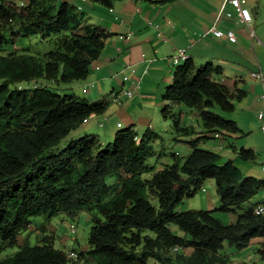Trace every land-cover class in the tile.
I'll use <instances>...</instances> for the list:
<instances>
[{
  "label": "trees",
  "instance_id": "16d2710c",
  "mask_svg": "<svg viewBox=\"0 0 264 264\" xmlns=\"http://www.w3.org/2000/svg\"><path fill=\"white\" fill-rule=\"evenodd\" d=\"M90 1L112 8L120 0ZM20 4L0 0V264H227L225 242L242 251L264 239V216L253 214L252 203L264 180L245 177L234 161L189 142L193 150L185 160L176 155L172 165L155 171L147 149L157 134L140 135L128 127L109 143L95 134L80 135L84 121L104 114L109 102L90 104L76 94L52 91L49 84L87 80L109 35L67 0ZM15 27L23 38L56 35L55 49L42 58L6 50ZM221 75L220 67L191 59L178 67L162 95V113L175 133H194L193 124L175 111L179 106L198 115L201 139L219 134L228 140L241 133L236 122L214 112H233L235 102L246 97ZM234 149L241 160L256 158L250 149ZM207 180L216 183L219 207L176 211ZM81 211L93 217L88 247L74 251L77 257L48 241L34 247L25 242L1 257L19 245L33 218L49 221ZM216 211L235 214V223H223ZM186 249L192 252L187 255Z\"/></svg>",
  "mask_w": 264,
  "mask_h": 264
},
{
  "label": "rangeland",
  "instance_id": "374dc122",
  "mask_svg": "<svg viewBox=\"0 0 264 264\" xmlns=\"http://www.w3.org/2000/svg\"><path fill=\"white\" fill-rule=\"evenodd\" d=\"M9 1V0H7ZM19 5L20 0H15ZM70 8L77 7V0H67ZM164 1V4L168 8L173 9V16L177 14L182 17L185 23L191 21V6H196L198 1L203 0H155ZM221 1V0H219ZM218 1V2H219ZM249 5L251 3L252 10L255 13V30L257 37H260V27H264V0H248ZM81 3V2H80ZM116 3V2H115ZM161 3H158L159 7ZM205 4V3H204ZM96 9L91 11L90 6ZM251 7V6H250ZM87 19L90 23L95 25L108 18L106 7H102L91 1L84 3ZM97 23V24H96ZM56 35H51L48 38L43 39L40 34L31 35L28 38H23V34L19 27H15L8 34V45L4 48L9 51H15L18 54L28 53L34 57H43L46 53L55 49ZM0 49V54H2ZM171 62V58H168ZM206 64V62L204 63ZM203 64V65H204ZM201 65V64H198ZM179 66L170 64V80L164 82L163 85L169 87L173 84V75L177 71ZM131 75V72H127ZM122 83V75L112 76L108 79V82L100 81L97 87L90 89L89 94L81 91L83 81L74 82L71 84H54L50 83L49 87L52 91L60 94H76L83 99L87 100L90 104L98 103L102 100L109 102V107L106 112L102 115L93 116L89 119L88 123H85L79 130L80 135L95 134L98 135L102 142L109 143L115 139V135L128 128L129 124L123 122L119 112L120 109L130 114L135 121L136 131L142 135L144 133L157 134L158 137L152 139L148 144V151L150 156L148 158V164L154 167L155 171H161L166 166L172 165L176 158L185 160L187 156L192 152L193 147L190 146L189 142H194L197 149H203L218 153L222 156L224 161L232 160L242 171L245 177H255L258 179H264V171L262 169V162H260V155L256 161H244L237 157L234 147L237 150L242 148L250 149L246 147L245 138L242 136V101L235 102V109L233 112H222L219 109H214V112L220 115L226 120L236 122L241 130L236 138H233L231 142L232 146L229 145L228 141H218L214 139H201L200 131L203 130L201 121L199 122L196 113H192L190 109L185 106L176 107V112H182L184 121H190L193 124L194 133L191 135L177 134L173 130L172 121L170 118L165 119L162 113L164 103L162 101V95L165 89H156L153 94L155 97L149 99L147 105L144 106L143 97L140 93L135 91L134 97L131 99H123L121 103H113L111 94L112 89L116 88V91H120ZM41 87V84L37 85ZM120 86V88H119ZM128 86V85H127ZM31 87V86H30ZM120 122L122 128L117 127V123ZM248 135V134H247ZM249 136H246V138ZM257 136H253L252 140L257 143ZM236 143V144H235ZM263 161V160H262ZM264 200V191L258 193L253 199L252 203ZM219 207V196L217 193V186L214 180H207L202 188L193 197L185 198L178 206L176 211H199V210H214ZM214 215L219 218L225 224L235 223L237 216L231 212L216 211ZM93 215L87 211H81L75 216H69L67 214H60L51 220H46L42 217H36L32 219V226L29 230L33 229V232H24L23 237L19 238V245L8 249L1 254V257L13 255L20 250L21 246L26 242L29 246L34 247L42 244L45 241L53 243L55 249L62 250L66 253L77 252L88 247V237L92 227ZM44 226V227H43ZM71 228L75 229V233L71 232ZM175 233L179 236H183V233L177 229ZM39 231V232H37ZM260 241V242H259ZM255 244H251L248 248L237 251L234 247H229L228 243L225 242L224 250L222 255H226L227 264H264V239L256 240ZM189 255L192 250L186 249L184 251Z\"/></svg>",
  "mask_w": 264,
  "mask_h": 264
},
{
  "label": "crops",
  "instance_id": "0c3cea01",
  "mask_svg": "<svg viewBox=\"0 0 264 264\" xmlns=\"http://www.w3.org/2000/svg\"><path fill=\"white\" fill-rule=\"evenodd\" d=\"M89 1L77 0V7L81 6L82 11H85L84 3H89ZM218 1L203 0L202 2L198 1L196 6L192 5L189 24L185 23L178 14L173 16V9L168 8L164 1H117L111 8L114 12L111 13L110 8H107L108 18L101 20L102 22L99 24L96 23L109 37L101 57L94 62L89 77L83 81L85 85L80 88L83 91L84 87L88 86L87 94H89L90 89L95 90L100 81L108 82V79L116 75H122V83L120 84L122 88L123 76H128L127 72H131V68L136 70L135 76H141L148 64L147 61L153 60L149 65L148 74L142 76L138 89L144 100L143 105L146 106L149 99L156 96L151 92H154L156 87L164 90L166 85L163 83L170 80L169 67L172 63L168 58H172L177 50L185 49L190 59L197 65H203L206 62L220 67L222 70L221 79L228 87L237 86L246 92V97L242 100V136L245 138L246 147H249L256 155L254 161L259 154L261 156L260 162H262L264 134L261 131V123L257 116L259 112H264V100L260 97L262 86L251 77V73L255 71L264 73V27L259 28L260 37L256 35L253 40L247 27L236 25L233 20H223L218 24V27L236 29L238 35L236 44L225 39L215 38L213 35L204 37L203 34L214 25L224 2V0ZM158 3H161L159 7L157 6ZM243 6L251 11L253 16L251 25L255 30V13L252 10V5L251 3L249 5L248 0H243ZM88 8L91 11L96 9L93 6ZM228 9L236 14L232 7L229 6ZM117 17L119 20L116 19ZM149 22L160 27L162 36L158 35V31L150 26ZM128 33L132 35L129 42L120 39L121 35ZM130 76L135 78L132 74ZM92 85L94 86L92 87ZM127 85L125 87L133 88V85ZM116 90V88L112 89V101L114 94L118 92ZM113 103L116 104L114 101ZM119 114L123 122L129 124V127H133L136 131L134 127L136 123L133 117L122 109H120ZM246 136H249L250 139ZM253 136H257V143L252 140ZM232 139L229 138L226 141L231 144ZM260 203H264V200L255 204ZM33 231L30 229L27 232ZM21 237L23 235L19 236V238Z\"/></svg>",
  "mask_w": 264,
  "mask_h": 264
},
{
  "label": "built area",
  "instance_id": "2783aa9c",
  "mask_svg": "<svg viewBox=\"0 0 264 264\" xmlns=\"http://www.w3.org/2000/svg\"><path fill=\"white\" fill-rule=\"evenodd\" d=\"M86 0H83L85 2ZM232 7L236 14L231 12L228 7ZM82 7L78 6L77 10L79 12L82 11ZM111 13L114 12L113 9H109ZM119 20V18H116ZM223 20H233L236 25L245 26L249 29L250 37L254 40L256 38V33L254 28L252 27L251 23L253 22V16L251 11L243 6V0H224L223 4L220 7V10L217 14L216 21L214 25L203 34L204 37L208 35H213L215 38L218 39H225L228 42L232 44H236L238 42V35L236 32V29L234 28H227V29H221L218 27V24ZM149 25L154 27L158 31V35L162 36L160 32V27L158 25H154L152 22H149ZM132 35L130 33L126 35H121L120 39L129 42L131 40ZM190 60L189 55L187 54V50L185 49H179L177 50L176 54L171 58V62L173 65H183L186 61ZM148 64L143 70V74L141 76H135L136 70L134 68H131V74L135 78H131L130 75L123 76V87L120 91H118L116 94H114L113 101L116 103H121L123 99H131L135 95V91H137L140 87V83L142 80V76L148 74L149 72V65L153 62V60H148ZM251 77L259 82L262 86V94L261 99L264 100V73L262 71H255L251 73ZM127 84L133 85V88L125 87ZM94 85H92L93 87ZM88 92V86H85L83 89V93ZM259 122L261 123V131L264 134V112H259L257 116ZM85 123L88 121L85 120ZM117 126L119 128H122L121 123H118ZM214 140L223 141L221 136L219 134L214 135ZM262 169L264 170V151H263V161H262ZM253 214L255 216H264V203L257 204L253 208ZM71 232L75 233V229L71 228ZM178 249H175L177 251ZM69 257L75 258L77 255L74 252L69 253Z\"/></svg>",
  "mask_w": 264,
  "mask_h": 264
}]
</instances>
